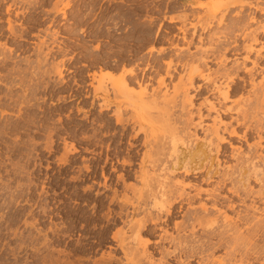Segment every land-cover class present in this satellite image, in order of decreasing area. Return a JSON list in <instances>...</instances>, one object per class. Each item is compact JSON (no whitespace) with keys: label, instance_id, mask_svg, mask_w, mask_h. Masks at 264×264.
Listing matches in <instances>:
<instances>
[{"label":"bare ground","instance_id":"6f19581e","mask_svg":"<svg viewBox=\"0 0 264 264\" xmlns=\"http://www.w3.org/2000/svg\"><path fill=\"white\" fill-rule=\"evenodd\" d=\"M9 1H11L12 5H16V2L20 1L21 3L23 2V4L28 3L29 6L31 5L30 7H32V5L38 4V2L42 3L47 0H0V38H2V40L4 39L3 42L0 40V85L4 86L6 91L0 96V105H3L2 108L0 107V110H2L4 106L12 105V103L14 104L22 94L25 98L31 90L29 86L32 84L33 87V84L37 83L36 79H39L40 75L42 76L45 74L44 76H46L53 74L59 76V80L62 79L60 81L64 83V72L57 64L49 69L45 67L46 70H44V67L42 69L40 66L46 63L50 55V51L48 52L47 50L45 51L46 54L43 55V49L46 47V43L49 42H45L47 39H45V37V41L40 40V44L34 49V51L36 50V52L38 51V53H40L38 59L42 58L39 62L40 65H37V67H40L44 73L40 74L37 68L36 72L37 74L39 73V75H37L38 77L35 79L36 76L32 73L35 76V82L33 81L34 83L32 82L30 85H28V83L26 84L25 79L27 78L23 77L17 78V80L10 77L11 80L9 81V75L11 76L17 73L19 69L20 71L22 69L20 67L17 69L16 65L18 66L21 62H29L30 64L31 61L28 60V57H21L23 59L19 60L21 54L27 53L28 44L24 43V41L27 40L25 39L24 30H29L26 28L28 22L24 23L27 24L26 27L17 22L18 20L20 21V13H18L17 9L21 3H18V6H14L18 8L14 15H12L14 9L10 4L7 6V2ZM248 1L211 0V2L214 3V8L212 7L213 9H211V18L205 25L201 24L202 21H200L202 15L199 17L200 20L198 19V23L201 24L199 25L201 33H199L197 24H190L192 28V32H190V29L187 27V21L189 20L188 15L171 17L168 20L169 23L174 24L180 22L182 25H176L178 32H175V34L167 30L166 34L164 32L165 37H163V41H172V43L168 45L169 47L155 49L152 45L153 43L151 44L152 47L149 49L148 53L153 56L149 60L146 58L147 62L145 63L146 65H144L146 67H143L144 69L140 70L142 67L140 64L145 62L144 55L137 54L141 52L140 50L134 53L137 54L135 56L139 55V62L140 60L143 62L127 67L128 65L126 66V64L129 63L127 62L129 61V56L126 58L125 53L127 52L125 51L124 53V51H122L123 49L119 48V53L117 52L118 59L116 58V61L114 60L113 63L111 62L112 64L110 67L104 65V67L106 66L110 68V70L101 76L99 75V79L95 77L96 75L93 76L95 79L97 78L99 82V85H96L97 87L94 88L96 96L100 94L101 91H104L102 96L103 104L101 103L102 105H100V103L97 102L100 106L99 109L108 111L106 114L108 120L106 121L107 123H105V125L108 124V133L105 136L108 137L106 140L109 141L106 145V149L104 148L106 151V159L104 160H106V163L109 165L107 168L109 174L107 175L111 181L110 188H118L123 184V191L129 190L133 191V193L135 191V193L138 194H132L135 196L131 199L125 197L123 194L121 195V190L119 194L121 197H124L118 199L117 190H115L114 196L111 197V201L108 200L110 204L117 201V205L120 208L118 218L122 221L124 226L117 229V232L113 233L114 236L111 238L116 241L117 248H115V250L120 249L124 257L120 259V256L116 257L110 253V250L107 258L102 257L100 259L102 263L193 264V261L197 260L195 264H254L252 263L253 255L256 256L257 253L259 256V251H264L263 245L260 247L256 245V241L264 242V208H260V205L264 207V24L260 21L261 19L259 20V17H257L258 13L264 14V0H256V3ZM58 2L60 4L62 1L60 0ZM58 2L56 1L54 4L55 8L53 7V10H58ZM238 5L254 8L256 15H251V18L244 17V20L243 18L241 20L237 18L238 22L235 21L234 24H228L230 26L225 25L226 27H223L227 16L225 14L229 8ZM70 6L71 2L68 0L64 4V8L58 10L63 14L64 18L67 16L66 9ZM199 6L203 7L205 3L201 2ZM24 8L25 7H23V10ZM28 10L29 9H27V11ZM217 13H222V16L219 19L217 18L219 27H215V29H217L213 31V26H216L213 23L217 17ZM3 15L8 16L6 19L7 27L4 25L6 28L2 25L3 20L1 22ZM12 16H14V20H12ZM24 16L22 17L24 18ZM133 19L135 22V18ZM154 20H152V22ZM202 20L204 23L205 19L203 18ZM113 21H115V18ZM125 23L127 24L128 22ZM146 23L150 29V31H148L151 32V25L149 26L148 22ZM18 24H20L19 27H17ZM153 24H155V22ZM142 25L144 26V22ZM159 25L162 26L163 24ZM252 25L256 26V28L254 27L255 29L250 30ZM47 28L44 30H48ZM125 28L124 26L123 29ZM133 30H131V32H133ZM54 31L57 30H53V32ZM126 32H129V30ZM140 32L139 34H141ZM57 33L58 31L54 32L52 35L53 37H51L57 39ZM116 35L118 36V34ZM149 35L151 36L149 33L145 34L147 38L150 37ZM31 36L34 37L36 35ZM197 38V42L200 46L196 45V50L191 51V45L195 44L194 42ZM131 39V36H128L125 38V42ZM176 39L177 43H175ZM239 39H242V42L245 41L248 43L246 44L244 42V44L240 42ZM114 40L113 38V41ZM238 40L240 43H238ZM55 41L57 42V40ZM113 41H111L110 45L114 44L112 43ZM181 41L187 45L180 47L179 42ZM205 41L209 43L208 47H203ZM51 42L54 41L51 39ZM117 42L115 43L118 44ZM9 43H11V45L15 44L16 46H9ZM50 43L47 44V47ZM161 43L164 46V43ZM241 43L243 44L242 46L239 45ZM126 44H130V42ZM140 44L137 45L139 46ZM139 47L134 48L139 49ZM109 50H107L105 54H107ZM114 50H116V47H113V52ZM125 50L129 51V49L126 48ZM30 52L28 51L27 55L30 54ZM51 52H54V49ZM129 55L131 54L129 53ZM105 56L103 55L102 58H105ZM38 61L39 60H37V62ZM130 61L132 62V60ZM131 62L129 64H131ZM11 64L14 66H10ZM211 64L218 65V68L216 70L211 69ZM31 68L29 65V70L34 69V67ZM5 69H7V71ZM42 70L40 71L42 72ZM140 71L145 74L143 73V76H139ZM179 71H182L183 75H180L181 77L178 75L180 78L178 83L173 86V93L171 94L169 93V83H172L173 80L168 81V83L167 78L173 79ZM25 72H28V70ZM146 72L150 73L151 76L153 73L155 74V72L157 74L161 72L164 74V77H162V74L161 78H158L159 80L156 82L158 83V88L156 86L157 89L155 88L152 92L149 91L152 90L151 88L148 89V86L151 85L152 77L148 76L146 78L144 76L147 74ZM241 73H245L247 75L246 78H242L243 76H240ZM32 74L26 75L33 77ZM154 74L153 76L155 77ZM20 76V73L19 75L17 73V77ZM2 77H5V79ZM41 78H43V76ZM155 78L157 80V77ZM43 80L44 79L39 81H42L40 84L42 88L45 87H43L42 84ZM47 84L49 86L50 82H47ZM48 86L46 88H48ZM34 87H36L34 88L36 91L32 92L36 93L39 87ZM136 87H139L141 90L136 91ZM248 88H250V90ZM1 89L3 88L1 87ZM19 89L22 92H17ZM162 90L166 91L162 93ZM33 96L34 95H32V98ZM29 97L27 98L29 99ZM32 98L30 99L32 100ZM31 100L26 101L30 102ZM197 101H200V103H197ZM24 106L25 105H23V107ZM13 107L14 106L10 108L15 109ZM7 111H10V109L8 108ZM7 111L5 114H8ZM14 111L15 110H13V112ZM98 112L99 113H96L99 115L100 111ZM3 114L4 113H2V117ZM22 115L23 114L20 116L21 118ZM85 116L88 117L87 115ZM17 118H19V116ZM6 122L8 123V121ZM6 122L4 124H7ZM4 124L3 126H6ZM10 125L12 126V123ZM10 125L9 127H11ZM147 125L149 126L148 128L146 127ZM1 128L3 127L1 126ZM4 128L6 129V127ZM104 133L105 130H103V134ZM102 137H104V135H102ZM96 146L97 143L95 147ZM100 147H102V145H100ZM72 148H74V146ZM71 150L69 151L71 152ZM73 150L76 151L75 149ZM78 150L76 152H78ZM93 152H95V150ZM65 154L68 155L67 153ZM66 155L64 156L66 157ZM125 155H127L130 160H127L128 158H125ZM102 158H104V156ZM135 160L139 162L136 163ZM62 161L64 162V159H62ZM98 164L99 163H97V165ZM118 165H120L121 168H118ZM134 165H137L138 168L134 169ZM85 168L88 169L89 166L87 167L86 165ZM118 172L120 173L116 176ZM94 174L92 175L94 176ZM84 177L85 176H83V178ZM130 179L139 182L141 184H139L140 189H136L138 186H136L135 183H128ZM125 194L127 193L125 192ZM103 199H105V197ZM100 200L102 201V199ZM140 214H142V217ZM136 215H138L140 219H137L138 217L136 218ZM104 217H108V215ZM126 228L127 231L130 230L132 235L129 233L130 236H125L128 234L127 232L125 234L124 230ZM157 231H160L161 234L158 235V240L153 241L151 237H155ZM144 234L146 237H143ZM221 248L226 249L225 258L215 257V251ZM156 254L161 256L160 259ZM260 255L263 256L262 252ZM154 256H156V259H159L158 262L155 260ZM102 259L104 260L102 261ZM256 259H258V257H256ZM63 261L67 264L72 260L68 262L66 260ZM257 261L259 264H264V259L263 262L260 259ZM58 262L60 264V261ZM101 262H94L93 264H101ZM72 264H74L73 261Z\"/></svg>","mask_w":264,"mask_h":264},{"label":"rangeland","instance_id":"374dc122","mask_svg":"<svg viewBox=\"0 0 264 264\" xmlns=\"http://www.w3.org/2000/svg\"><path fill=\"white\" fill-rule=\"evenodd\" d=\"M56 1L58 2L60 0H51V2L47 0V1H43L42 3L38 2V4L32 3L35 5V7L34 5L30 7L31 5L29 6L28 3H24L26 4L24 5L23 2L21 3L20 1H17L16 5L15 4L12 5L11 1L7 2L8 5L5 4L7 6H9V4L12 5V8L15 10L12 11L13 12L12 15H14L16 9L19 7L17 9L18 13H20L19 15L20 21L18 20L17 21L18 23H21L23 24V26L25 25L26 27L27 24L24 23L28 22L29 26L27 25L26 28L29 30H24L25 39H27L26 41H24V43L28 44L27 53L28 51L30 52L31 50L30 54L28 55L27 53L21 54L19 58L20 60L23 59L21 57H28V60H31L30 64L29 62L26 63L21 62L19 64L20 66L16 65L17 69H19V67L22 68L21 71L19 69L17 72L18 75L20 73L21 76L17 77V73H15L16 75L13 74L15 76L9 75V81L11 80V78L13 79L15 78V80H17V78L19 79L23 77V78H27L25 79L26 84L28 83V85H30L34 81L35 76L36 79L39 73L40 74L44 73V71L42 70L43 67L44 70H46L47 68L49 69L53 67L55 64H57L64 72V78H63L64 83L60 81L62 79L59 80V76L53 74L44 76L45 75L44 74L42 75L43 78H41L42 76L40 75V78L36 79L37 83L33 84V87L32 84L31 86H29L31 90L29 92L27 91L28 95L25 98L23 97V94L22 96L20 95L23 100L21 99V97L18 100L19 101L21 100L22 102L20 101L19 103V101L17 100L16 102L18 103L15 102L14 104L12 103V105L4 106L6 109L3 107V109L0 110V116H1L0 124L2 123L0 125V128L1 126L3 127L0 129V264H52L53 262H54L53 264H59L58 261H60V264L61 263L66 264L64 263L65 261L63 260H66L67 262L72 260L74 264L75 263L78 264V261L79 264H93L94 262L100 263L101 262L100 259L102 257L107 258L108 257L107 255L110 250L112 251V252L110 251V253H112L116 257L120 256L119 257L120 259L124 257V254L121 253L122 251L120 249L115 250V248H117L116 241H114L111 238L114 236L113 233L117 232V229H120V227L122 228L124 226L122 221L118 218L120 213V208L117 205L118 204L117 201L114 203L111 202L112 204H110L108 200L111 201L112 199L111 197L114 196L115 190H117L118 199H121L124 196L133 199L137 193H135V191L133 193V191H129V190L123 191V184H121L122 188L120 186L118 188L117 187L110 188L111 181L109 179V176L107 175L109 174L107 169L109 165L106 163V160H104L106 159V151H105L106 145L108 144L109 141L106 140L108 139V137L105 136L108 133L107 132L108 124L105 125V123H107L106 121L108 120V118L106 117L108 111L99 109L100 106L98 103H100V105L103 104L102 96L104 91L103 92L101 91L100 94L97 95L98 96L97 97L94 92L95 91L94 88H96L99 85L98 79L100 78V76L105 74L108 70H110V68L108 67L111 66L114 60L116 61L118 59V53L120 50L119 48L123 49L122 51H124V53L125 51L128 53V55L127 53H125L126 58L129 56L128 57L129 61L127 62L130 63L131 62L130 60H132L133 62V63L131 62V64L127 63L126 64V66L128 65L127 67H130L133 64H140V62H143L142 60H140L139 62L138 56L140 54L142 56L144 55L143 57H145V62L141 63L142 65L140 64V66H142L140 70H142L146 67L144 65H146L145 63L147 62V60L151 59V57L153 56V55L151 56L148 53L152 45L155 47V49L157 48L159 49L161 47H169L168 45H170L172 41L171 40H170L171 42L163 41V37H165L164 32L166 34V30H167L168 32H172L175 34V32H178L176 25L177 26L182 25L180 22H176L174 24L169 23L168 22L169 18L175 16L177 17L182 15H188L189 20L187 21L188 24L187 27L190 29V32H192L191 31L192 28L190 24H197L199 29L200 27L199 25L201 24L205 25V23L211 18V14H212L211 9L214 8V3H212L211 0L201 1L202 3H205V6L203 7L199 6V3H201L200 1H191L184 3L185 9L182 10V12L168 11L159 14L157 12L152 13L151 12L152 9L148 11L142 9L137 11V9H133L134 7H136L135 6L136 0H126V1L125 0H70L71 6L68 9H66L67 16L64 18L63 14L58 10L63 9L64 4L68 0H61L62 2H60V4L58 2L59 5L57 4L58 10L57 9L53 10V7L55 8L54 4L56 3ZM250 1L256 3V0H249L248 2ZM18 3H21L24 6L21 4L19 5ZM14 6H18V7H14ZM238 6H232L229 8L227 13L225 14L227 15L226 16L227 19L225 18V24L223 25V27H226L225 25L228 24L232 25L234 24L235 21L238 22L237 18H239L240 20L243 18L244 20V17L251 18L252 16L256 15L254 8L252 7L249 8L247 6H240V5ZM23 7H25L24 10L26 9L25 11L23 10ZM123 8H126L127 10L128 16H126L125 19L126 21L120 18L122 17V13L124 12ZM27 9L29 10L27 11ZM38 11H41L40 13H43L45 17L50 18L47 24L49 25L47 26L48 30H44V32H42V30L37 31L34 28H29L31 25H33L34 21L36 20L35 17L39 14L37 13ZM84 13H89V14H87V16H84L83 15ZM201 15L205 19L204 23L202 17L200 18L201 20L199 19ZM216 15L217 17L215 20L217 23L214 20L213 24L216 26H213L214 28L213 31H215L219 27L217 20L222 16V13H217ZM239 15H241L242 17ZM6 16L7 15H3L4 19L1 18V22L3 20L2 25L3 26L6 25L7 27L6 19L8 18V16L7 17ZM22 16H24L25 19ZM257 17H259V20L261 19L260 21H262L264 24V14L258 13ZM114 18L115 21H113ZM131 18L132 19L135 18L136 21L134 22V19L132 20ZM198 19L202 21L201 24L198 23ZM12 20H14V16H12ZM144 20L148 22L149 26L151 25L150 26V28L152 27L151 32H149L150 29ZM152 20L154 21L152 22ZM245 20H249V19H245ZM142 21L144 22V26L142 25L143 24ZM230 21H232L233 23ZM125 22L128 23L126 24ZM154 22L155 24H153ZM159 24L161 25L163 24L162 25L163 27L160 26ZM43 25L44 24H42L41 27L46 29V26ZM19 26L20 24L17 25V27ZM124 26L126 27L125 29H123ZM6 27L4 26V28ZM215 27L217 28L215 29ZM254 27L256 28V26L252 25L250 27V30L255 29ZM162 28L164 31L162 30ZM127 29L129 30V32H126L128 31ZM53 30L58 31L57 33L58 36L56 35L57 39L54 38L55 40H57V42L52 38L54 32H57V31L53 32ZM131 30H133L134 33L131 32ZM154 30L156 31V33ZM157 30L159 31L162 30V31L159 32ZM108 32L112 36H110ZM139 32L141 34H139ZM158 32L159 34L157 35ZM146 33L151 34V36L149 35L150 37L147 38L145 36ZM199 33H201L200 29H199ZM116 34H118V36ZM29 35L30 36L36 35V36L30 37ZM115 35L117 40L115 38ZM49 36L52 37L50 38ZM128 36H131L132 39L130 41L125 42V38ZM44 37L45 39L47 38L46 41L44 40ZM113 38L115 39L114 40L115 42L118 41L117 42L118 44H116L113 41ZM51 39L54 42H51ZM0 40L2 42L4 41V39L2 40V38H0ZM40 40L45 42L49 41L46 43V47H44L43 51L44 52L46 50L48 52L50 51L49 53L50 55L48 56L50 59L47 58L48 61L46 60V63H43V65L45 64L44 66L40 65L39 63L40 60H42V58L38 59L40 57V53H38V51L36 52V50L34 51L35 47L37 48V45L40 44L41 42ZM239 40L240 42L243 41L242 39ZM239 40L238 43H240ZM111 41H113L112 43L114 44L110 45ZM143 41L144 42L146 41L145 44ZM158 41L163 42L164 46L161 42L160 44ZM175 41L174 42L177 43V39ZM197 41L198 38L195 40L194 42L195 44L191 45L192 47V48L190 47L191 51L196 50L195 48L196 45L200 46ZM129 42L130 44H126ZM133 42L137 44H140L141 42V44L139 45L140 47ZM206 42L207 41H205V43ZM49 43L50 45L47 47V44ZM155 43L157 44V46ZM242 43L239 45L242 46L243 45ZM245 43L247 44L248 42ZM131 44L136 48L139 47V49L132 47ZM204 44L203 47L209 46L208 42L205 45ZM8 45L12 47L16 46L15 44L11 45V43H9ZM183 45H187V44L183 43L182 41L179 42L180 47H183ZM113 47H116V50H114V52H113ZM52 48L54 49V52H51L53 50ZM125 48L129 49V51L125 50ZM107 50L109 51L107 54H105ZM138 50H140L141 52L139 53ZM44 52L43 55L46 54V52L45 53ZM134 52L135 53L138 52L137 54L139 55L135 56L137 54H135ZM129 53L131 55H129ZM103 55L104 56L106 55L105 58H102ZM109 58H113V59H109ZM37 60L39 61L37 62ZM137 60L139 63L137 62ZM28 64L30 65V68L34 67L35 69L36 67V69L34 70L31 68L32 70H29ZM31 64L34 65L32 66ZM83 64L85 65L83 66ZM37 65H40L42 69H40V67H37ZM104 65L108 66V67L105 66L107 70L104 67ZM155 65L157 66L156 63ZM10 66L13 67L14 65L11 64ZM10 66L7 67L11 68ZM24 68L27 69L28 72H25L27 70H25ZM37 68L39 72L38 74L36 72ZM217 68L218 65L211 64V69L216 70ZM39 69L42 70V72ZM5 70L7 71V69ZM22 70L23 73L25 72L26 74L29 75L34 73L35 76L32 74L33 77H31L24 73L26 75L25 77V75L22 73ZM162 72L159 73L160 76L156 72L155 74L153 73L155 77H157V80L153 76V74L151 76L150 73L146 72L147 74L144 75L146 78L148 76L152 77L151 85L148 86V89L150 88L152 89L149 90L150 92L155 90L156 86L158 88V83L156 82H158V80L161 78V75L163 74ZM143 73L144 72L140 71L139 76H143L142 75ZM178 75L182 76L183 72L179 71V73L176 74V76L174 77L175 80L174 78L173 79L167 78V82L173 80L172 83L170 82L171 84L168 82L169 93L171 94L173 93V86L176 85V83H178V80L181 77V76L179 77ZM93 76L99 78L95 79ZM240 76L241 77L243 76L242 78L244 77L246 78L247 75L245 73H241ZM162 77H164V74ZM2 78L5 79V77ZM42 79H44L42 83L43 87L45 86L44 88H42V86L40 85L42 81L39 82ZM47 82L48 83L50 82L49 86ZM34 86H37V88L39 87L38 88L39 90L37 89V92L39 91L38 93L32 92V91H36L34 89L36 87ZM47 86L48 88H46ZM1 87L3 89H1ZM40 87L42 90L40 89ZM136 88H137L136 91L141 90L139 87ZM248 89L250 90V88ZM164 91L162 90V93H164ZM5 92L6 91L4 86L0 85V96H2L3 95L2 93ZM17 92H22V91L19 89L17 90ZM31 94L34 95L33 98ZM27 97H29V99ZM30 98H32V100ZM26 100H31L32 102L31 101L28 102ZM21 103L26 107L25 106L23 107ZM27 103H29L30 105ZM197 103H200V101H197ZM2 106L0 105L1 108ZM12 106H14L13 108L15 109H11ZM8 108L10 109V111H7ZM3 110L4 111L6 110L8 114L7 113L5 114L6 111L4 112ZM13 110L15 111L13 112ZM98 111H100L99 115L97 114L99 113ZM2 113H4L3 117H2ZM21 114H23L22 118L20 117ZM85 115H87L88 117H86ZM18 116L19 118H17ZM96 116L99 118H97ZM4 121L5 122L8 121V123L6 122L7 124H4L5 123ZM11 123L12 126L10 125ZM3 124L6 126H3ZM8 124L11 127H9ZM4 127H6V129ZM146 127L148 128L149 126L147 125ZM97 128L100 130H98ZM103 130H105L104 134H103ZM102 135H104V137H102ZM96 143L97 146L95 147ZM236 144L239 145L238 143ZM100 145H102V147H100ZM71 146L72 147L74 146V148H72ZM73 149H75L76 151L78 150V152L74 151ZM69 150H71V152ZM94 150L95 152H93ZM65 153H67L68 155H66ZM64 155H66V157ZM103 156L104 158H102ZM125 158H128L127 160H130V158L127 157V155H125ZM62 159H64L65 163L62 161ZM65 160L67 161V163ZM138 162L139 161L137 160L136 163ZM97 163L99 164L97 165ZM86 165L87 167L89 166L88 168L89 170L85 168ZM119 166L120 165H118V168H121V166L120 167ZM134 166H135L133 167L134 169L138 168L137 165ZM94 167H96L97 169ZM119 173L120 172H118L116 176ZM92 174H94V176ZM103 175L105 176V178ZM83 176L85 177L83 178ZM131 182L135 183V185L138 186L136 189H140L139 182H135L134 180L130 179L128 183ZM121 190L123 191V193ZM120 191H121V195L123 194L124 196L121 197V195L119 194ZM125 192L127 194H125ZM127 195L132 197H128ZM102 196H104L105 199H103L104 197ZM100 199H102L103 202ZM100 201L102 202V204ZM261 207L264 208L263 205L262 206L260 205V208ZM106 214L108 215V217H104L107 216ZM140 215L142 217V214ZM135 217L137 218L138 215H136ZM137 219H140V217H138ZM124 231L125 234L126 232L128 233L125 236H128L129 233L130 235H132L130 230L127 231V228ZM109 232L112 234H110ZM156 234H155L156 238L154 236L151 237L153 241L159 239L158 235H160L161 232L157 231ZM143 237H146L145 234L143 235ZM256 245H258L259 247L263 245L262 247H264V242L256 241ZM215 252H216L214 254L215 257L225 258L226 256V249L224 248H221L220 250H216ZM261 252L263 256L260 255ZM259 253L258 254L261 257H259L256 253V256L253 255L252 257V263L259 264L257 261L258 259H260L263 262L264 251H259ZM156 256L159 259L161 257L158 254H156ZM156 256H154V258ZM256 257H258V259H256ZM159 259L155 258L157 262ZM103 260L104 259H102V261ZM72 261L67 264H72ZM196 261H193V264H195ZM101 264H106V263L101 262Z\"/></svg>","mask_w":264,"mask_h":264},{"label":"flooded vegetation","instance_id":"af4514ba","mask_svg":"<svg viewBox=\"0 0 264 264\" xmlns=\"http://www.w3.org/2000/svg\"><path fill=\"white\" fill-rule=\"evenodd\" d=\"M51 2V0H48ZM126 1V0H125ZM191 1H204V0H136L135 2V6L133 9H137L140 10H151L152 13H163V12H182V10L185 9V5L184 3L186 2H191ZM150 4V5H148ZM44 9V8H43ZM47 10V9H45ZM123 13H122V18L123 20L126 19L127 16V10L126 8H123ZM41 11H38L37 13H39L35 18H36V22L34 21L33 25H31L29 28H34L37 31H44L45 28L41 27L42 24H44L43 26H49L47 25L50 18L49 17H45L43 13H40ZM87 14L89 13H84V16H87ZM37 23V24H36ZM85 64H83L84 66Z\"/></svg>","mask_w":264,"mask_h":264}]
</instances>
